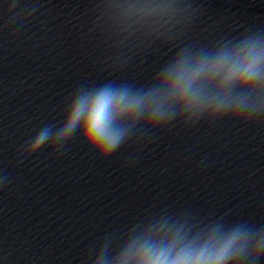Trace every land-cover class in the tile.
<instances>
[{"label":"water","instance_id":"obj_1","mask_svg":"<svg viewBox=\"0 0 264 264\" xmlns=\"http://www.w3.org/2000/svg\"><path fill=\"white\" fill-rule=\"evenodd\" d=\"M210 1L0 0V264H92L163 219L195 232L199 121L137 122L103 159L78 129L59 150L29 143L59 135L79 90L148 86L181 46L205 44Z\"/></svg>","mask_w":264,"mask_h":264},{"label":"clouds","instance_id":"obj_2","mask_svg":"<svg viewBox=\"0 0 264 264\" xmlns=\"http://www.w3.org/2000/svg\"><path fill=\"white\" fill-rule=\"evenodd\" d=\"M190 7H183L185 25ZM175 119L264 123V30L184 44L148 86L107 82L79 90L67 103L59 135L53 139L51 127L42 128L29 155L45 145L59 150L78 129L79 143L103 159L130 139L137 122L151 131ZM262 256L264 226L217 223L194 232L181 220L163 219L133 229L116 248L104 243L92 264H258Z\"/></svg>","mask_w":264,"mask_h":264}]
</instances>
